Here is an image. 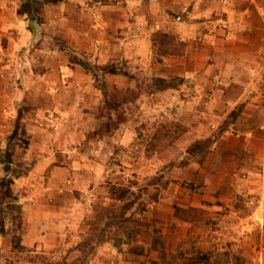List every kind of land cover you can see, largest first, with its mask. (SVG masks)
Wrapping results in <instances>:
<instances>
[{
    "label": "rangeland",
    "instance_id": "rangeland-1",
    "mask_svg": "<svg viewBox=\"0 0 264 264\" xmlns=\"http://www.w3.org/2000/svg\"><path fill=\"white\" fill-rule=\"evenodd\" d=\"M21 1V12L25 14V7L33 16L30 19L26 15L29 27L40 30L49 50L63 51L61 59L72 61L76 56L73 30L78 28L72 15L88 14L85 2L74 7L71 0H60L59 4L49 0ZM204 1L213 8L216 4L215 0ZM105 2L94 0L96 8L103 10L101 13L106 12ZM118 8L114 14L123 15L125 7ZM61 15L63 20H57ZM178 17L170 13L168 20L155 23L160 28L156 36L160 57L154 67L135 71L134 65L121 62L119 67L109 63L105 69L98 66L94 70L104 100L96 131L86 134L81 151L88 164L84 174L92 173L95 180L88 182L86 192L74 191L79 209H66L52 227L43 222L47 228L38 232L45 237L33 247L22 245L25 218L18 199L11 194L12 178H1L0 231L9 230L13 244L12 250L6 248L1 254L2 264H153L154 260L165 264L159 258L162 243L166 260L172 263L175 259L182 264L196 251H214L227 253L228 257L220 258L230 264H238V257L247 264H264V21L256 11L249 22L252 32L247 38L252 53L240 54L233 47L217 53V42L230 43L231 37L213 39L205 34L220 28L230 31L228 26L213 18L202 22L188 15L183 18L186 23L179 25ZM230 25L239 28L237 23ZM186 43L195 51L191 67L196 71L189 78L177 75L168 56L180 53ZM202 48L207 50L206 55L200 54ZM204 66L212 69L207 76L199 72ZM119 71L124 76L113 78L112 74ZM163 77L167 78L162 80ZM229 80L248 83L245 100L239 97L243 87L229 86ZM169 87L175 91H169ZM58 88L50 96L49 119L52 114L62 118L60 112H54L61 104H74L67 96L65 102L61 101L66 93L62 94L63 87ZM3 89L8 93L7 86ZM0 106L8 112L1 119L5 128L0 146L10 137L20 149L25 148V120H31L34 113L22 103L3 101ZM12 108H16V118ZM46 122V147L51 149L57 144L58 161L45 176L56 173L63 177L69 173L74 182L75 165L72 163L67 172L64 158L73 151L66 143L67 132L61 126L55 140L52 124ZM6 152L0 149V158L7 164L13 161V154ZM93 159L104 162L103 166L90 167ZM10 175L17 177L18 168H12ZM68 181L61 189L72 193L73 184ZM120 184L132 191L128 201L133 208L128 216L133 218L127 226L138 230V235L126 236L119 244L106 239L93 250L80 249L87 238L97 239L106 228L110 219L103 217V208L113 203L114 187ZM69 201L74 202L71 197ZM115 229L106 233L107 238ZM34 234L35 231V238ZM135 247L142 255L134 254Z\"/></svg>",
    "mask_w": 264,
    "mask_h": 264
},
{
    "label": "crops",
    "instance_id": "crops-1",
    "mask_svg": "<svg viewBox=\"0 0 264 264\" xmlns=\"http://www.w3.org/2000/svg\"><path fill=\"white\" fill-rule=\"evenodd\" d=\"M105 1L104 5L108 6L104 8L106 12L101 13L103 10L100 7L96 8L94 0H71L74 7L85 2L88 14L72 15L73 21L78 23L77 30H73L76 44L73 53L76 56L72 61L67 62L60 57L63 51L49 50L40 30L36 32L35 28L29 27L28 17L21 12V0H0V103L3 101L12 104L22 103L27 110L34 113L31 120H25V134L28 135V144L25 148L20 149L10 137L7 142L3 140V145L0 146V149L13 154V161L7 164L3 158H0V181L5 175L12 178L11 194L18 199L17 203L25 218L22 245L26 247H33L38 240L45 237L43 232H38L47 228L43 225L45 222L52 227L58 220L56 218L64 215L66 209H70L71 206L76 210L79 209L81 205L74 191L86 192L89 188L88 182L95 180L92 173L84 174V167L88 164L81 150L86 134L96 131L99 111L104 100L103 92L98 87L97 78L93 74L98 66L105 69V66L111 63L119 67L120 63L124 62L134 65L135 71L154 67L156 59L160 57V45L156 41L160 28L155 23L162 19L168 20L170 13L171 15L177 13L179 25L186 23L183 18L188 15L202 22L212 21L213 18L214 22L228 26L230 31H223L220 28L209 32L208 35L205 34L206 38L213 39L231 37L230 43L224 40L217 42V53L226 52L224 48L229 51L228 47H233L240 54L252 53L251 42L247 38L252 32V23L249 22L256 11L264 21V0H215L214 8L204 0ZM60 2L59 0L56 4ZM118 6L125 7L123 15L114 14L119 10ZM214 14L216 17H213ZM60 18L63 20L64 16L61 15L59 18L57 16V20ZM231 23L239 24L236 27L240 29H235L230 25ZM182 40L187 42L186 38ZM36 41L41 44L35 45ZM194 53V49L186 43L180 53L171 52L168 55L171 68L176 69L178 76L189 78L196 71L191 67ZM200 54L206 55L207 50L202 48ZM200 58L193 60L198 62ZM210 70L204 66L199 72L207 76ZM123 76L120 71L112 74V77L117 79ZM163 78L162 80H165L167 77ZM234 80H229V86L243 87L244 92H241L239 97L245 100L243 99L247 96L245 85L248 86V83ZM5 86L9 90L6 94L3 89ZM58 87L64 88L62 94L66 93L61 101L67 96L74 104L71 107L61 104L57 109L51 106L52 109L55 108L54 112L61 113L62 118H56L52 114L53 117L49 119L48 112L52 113L48 106L51 102L50 96L54 95V90L60 89ZM49 89L51 93L48 95ZM57 100L56 98L54 101ZM11 113L13 118H16V108L15 110L12 108ZM7 114L8 112L0 106V136L5 128L1 119H5ZM46 121L56 129V131L51 130L56 135L55 140H58L57 131H60L61 126L67 132L66 143L74 152H69L64 158L69 167L66 168L67 172L70 171L72 163L75 165L77 172L73 173L76 177L74 182L69 177V173L63 177H58L56 173L45 176L46 171L58 161L57 144L51 145V149L46 147L45 135L49 131L46 128ZM95 152L99 153L96 149ZM90 162V167H101L104 164L98 159ZM12 168L13 170L18 168L17 177L10 175ZM67 181L73 184L72 193L68 189L66 191L65 188L61 189ZM46 184L48 188H45ZM70 197L74 202L69 201ZM12 246L9 230L7 233L0 231V264L4 260L1 254L6 248L12 250Z\"/></svg>",
    "mask_w": 264,
    "mask_h": 264
},
{
    "label": "trees",
    "instance_id": "trees-1",
    "mask_svg": "<svg viewBox=\"0 0 264 264\" xmlns=\"http://www.w3.org/2000/svg\"><path fill=\"white\" fill-rule=\"evenodd\" d=\"M49 1L53 3L59 2V0H49ZM28 6H30V4L27 5V7ZM23 8L25 9V14L28 15L30 19H32L33 17L32 13L30 11H26L25 7ZM167 89H173V88L169 87ZM115 186H116L114 187L115 192H113V197H112L113 203L108 207L103 208L105 214L103 215V217L104 216L109 217L110 219L109 223L107 224L106 228L101 231L97 239L91 238L92 236L87 238V241L79 245L80 249L90 248L93 250L95 247H98L99 245L107 242L106 239L113 240L115 241L116 244H119L126 236L132 238L138 235V230H136L135 228L131 229L130 227L127 226L131 224L133 218V216L131 217L128 216V212L133 208V203L128 201V199L132 195V191L130 190V187L126 185L120 184ZM112 228H116L115 232L112 237L107 238L106 233L110 231ZM161 247L162 248L159 250L160 252L159 255H161V257L159 258H161L162 261L165 260V264H180L175 262L176 261L175 259H173L174 263L171 262V259L170 261H167L166 259L168 255H167V251L164 248L165 247L164 243H162ZM133 250H134V254L142 255L141 253L142 251L140 250L139 247H135ZM153 251H156V246H155V250ZM222 256L228 257V254L227 253L223 254L220 252L216 253L214 251H206L205 253H202L201 251H196V253L194 252L189 259H185V261L182 264H230L229 262L227 261L225 262L222 258H220ZM235 260L238 264H247L245 260L240 257L235 258ZM46 264H56V263L48 262ZM153 264H158V261L154 260Z\"/></svg>",
    "mask_w": 264,
    "mask_h": 264
}]
</instances>
